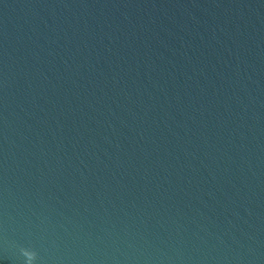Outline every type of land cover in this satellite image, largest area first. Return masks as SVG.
Returning a JSON list of instances; mask_svg holds the SVG:
<instances>
[{
	"label": "water",
	"instance_id": "water-1",
	"mask_svg": "<svg viewBox=\"0 0 264 264\" xmlns=\"http://www.w3.org/2000/svg\"><path fill=\"white\" fill-rule=\"evenodd\" d=\"M0 264H264V0H0Z\"/></svg>",
	"mask_w": 264,
	"mask_h": 264
}]
</instances>
